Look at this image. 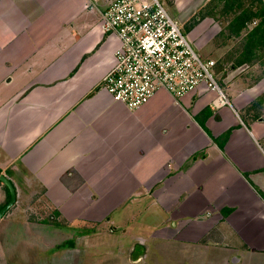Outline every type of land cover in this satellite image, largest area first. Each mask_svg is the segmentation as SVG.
I'll return each instance as SVG.
<instances>
[{
	"label": "crops",
	"instance_id": "0c3cea01",
	"mask_svg": "<svg viewBox=\"0 0 264 264\" xmlns=\"http://www.w3.org/2000/svg\"><path fill=\"white\" fill-rule=\"evenodd\" d=\"M110 1L0 0V174L13 207L51 208L84 227L81 243H108L105 257L116 244L119 264L264 258L255 121L232 96L214 106L203 84L182 98L160 89L134 111L114 102L102 87L120 45L102 26Z\"/></svg>",
	"mask_w": 264,
	"mask_h": 264
},
{
	"label": "rangeland",
	"instance_id": "374dc122",
	"mask_svg": "<svg viewBox=\"0 0 264 264\" xmlns=\"http://www.w3.org/2000/svg\"><path fill=\"white\" fill-rule=\"evenodd\" d=\"M159 1L201 61L214 62L210 73L215 83L228 100L231 96L236 99L244 121H255L247 123L264 148V134L260 140L257 133V127L264 133V43L252 35L256 28L264 35V0H243L240 9L233 11L228 9L231 0ZM241 11L250 13L252 19L238 30L230 28L234 12ZM30 210L25 201L0 220V264L120 263L116 244L110 246L113 255L105 257L103 248L108 243H81L84 227L71 226L42 204ZM112 237L117 239L119 234ZM127 241L126 260H130L132 244ZM248 264H264V258L253 257Z\"/></svg>",
	"mask_w": 264,
	"mask_h": 264
},
{
	"label": "built area",
	"instance_id": "2783aa9c",
	"mask_svg": "<svg viewBox=\"0 0 264 264\" xmlns=\"http://www.w3.org/2000/svg\"><path fill=\"white\" fill-rule=\"evenodd\" d=\"M102 26L120 41L102 80L114 102L134 111L160 89L182 98L203 84L217 93L214 106L228 104L210 73L214 62L201 61L159 0H111Z\"/></svg>",
	"mask_w": 264,
	"mask_h": 264
},
{
	"label": "trees",
	"instance_id": "16d2710c",
	"mask_svg": "<svg viewBox=\"0 0 264 264\" xmlns=\"http://www.w3.org/2000/svg\"><path fill=\"white\" fill-rule=\"evenodd\" d=\"M242 3H243V0H231V2L229 4V8H228L229 11H233L234 8H239L240 9V7L242 6ZM249 16H250V13H248L247 11H243V12L241 11V12H238V13H235L234 12V17L232 18V20L230 22V25H229L230 28L236 29V30L240 29L241 27L244 26V24H245V22L247 20H251L252 19ZM258 31H259L258 28H256V29L253 30V32H252L253 37L254 36L257 37L258 40L261 43H264V35L261 32L259 34ZM225 138H227V137L225 136L223 139H225ZM4 188L7 191V202H8L9 201V198H10V195H9V192H8L7 188L5 186H4ZM58 214H59L58 212H54V215H57L58 216Z\"/></svg>",
	"mask_w": 264,
	"mask_h": 264
},
{
	"label": "water",
	"instance_id": "95a60500",
	"mask_svg": "<svg viewBox=\"0 0 264 264\" xmlns=\"http://www.w3.org/2000/svg\"><path fill=\"white\" fill-rule=\"evenodd\" d=\"M0 183H2L8 190L10 198L9 201L0 209V220L5 213L13 207L16 202V190L12 182L3 174H0Z\"/></svg>",
	"mask_w": 264,
	"mask_h": 264
}]
</instances>
